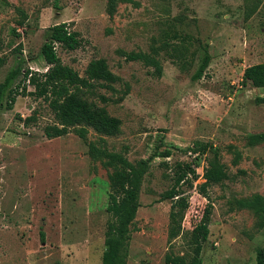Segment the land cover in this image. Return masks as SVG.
Masks as SVG:
<instances>
[{"label":"rangeland","instance_id":"rangeland-1","mask_svg":"<svg viewBox=\"0 0 264 264\" xmlns=\"http://www.w3.org/2000/svg\"><path fill=\"white\" fill-rule=\"evenodd\" d=\"M108 10L109 0L0 6V84L23 70L0 95V264L103 263L112 169L90 155V142L125 151L133 162L151 159L128 264H257L264 247V211H257L264 207V87L244 83L243 74L264 62V0H117L116 12ZM62 22L83 39L77 50L57 47L64 64L94 79L105 66L119 76L115 91L101 89L109 98L102 105L122 120L118 135L92 127L85 140L75 131L44 133L55 115L45 99L28 94L35 87L24 73L48 69L46 30ZM164 42L182 53L160 51L161 76L121 53H150ZM206 52L210 64L196 80ZM11 89L19 94L9 109ZM196 143L216 148L228 171L207 196L199 186L213 152L191 151ZM165 150L172 155L158 156ZM178 162L191 163L198 178L182 185L190 207L170 239L171 200L162 194L173 186Z\"/></svg>","mask_w":264,"mask_h":264},{"label":"trees","instance_id":"trees-1","mask_svg":"<svg viewBox=\"0 0 264 264\" xmlns=\"http://www.w3.org/2000/svg\"><path fill=\"white\" fill-rule=\"evenodd\" d=\"M8 0H0V6ZM58 6V0H56ZM117 9V0H109V14L113 15ZM23 23V22H22ZM83 45L80 33L72 30L66 22L57 23L47 28L46 40L42 46V55L48 65L45 72L26 70L24 81L35 87L34 92L28 94L36 95L45 99L55 115V123L45 126L44 133L48 138L61 137L72 131L82 138H87L88 127L101 134L115 136L121 132L122 120L110 114L106 105L109 98L101 92V89L115 91L113 86L119 80V76L105 66L99 73V78L94 79L82 76L79 71L66 65L61 60L57 47L64 50H77ZM171 47H173L171 49ZM161 50L168 53H182L181 46L164 42L160 47L152 48L150 53L126 52L121 53L128 61H142L145 65L154 68V74L161 76L163 66L157 55ZM211 55L206 52L202 62L194 74V79H201L209 66ZM5 64V58L0 56V68ZM23 72L21 67L12 70L3 84H0V95L11 86L12 82ZM243 82L250 83L254 87H264V62L248 66L244 70ZM26 86L24 94L27 95ZM18 90L11 89L8 97V108H13L16 102ZM264 102V97L259 98ZM34 115L24 119L27 124ZM193 152H213V158L209 159V166L205 169V181L200 184V190L208 195L207 188L221 183L228 178V171L219 159L216 148L209 144L196 143ZM90 155L94 158L104 159V164L112 169L110 174V193L107 212L112 219L108 223L102 264H128L129 244L132 226L135 223L137 213L141 207L140 191L144 177L149 171L151 159H140L131 161L125 151H111L106 145L90 142ZM172 155L171 150H165L158 156L168 158ZM198 178L196 169L189 162H178L174 171L173 186L162 194L163 200H171L169 238L177 237L183 226V220L190 207L189 196L182 188L184 183L193 187L195 179ZM245 203V202H243ZM192 206V205H191ZM195 212L197 209L195 207ZM257 211L263 212L264 207H258ZM208 219V218H206ZM264 223V221H263ZM261 224L262 226L264 224ZM207 224V223H203ZM207 229L205 234H207ZM171 264H203L202 259L190 263L175 261ZM257 264H264V247L258 251Z\"/></svg>","mask_w":264,"mask_h":264},{"label":"built area","instance_id":"built-area-1","mask_svg":"<svg viewBox=\"0 0 264 264\" xmlns=\"http://www.w3.org/2000/svg\"><path fill=\"white\" fill-rule=\"evenodd\" d=\"M194 211H196L195 208H194Z\"/></svg>","mask_w":264,"mask_h":264}]
</instances>
